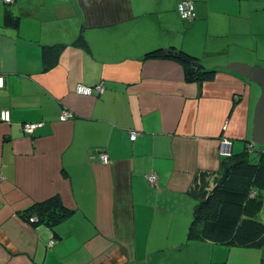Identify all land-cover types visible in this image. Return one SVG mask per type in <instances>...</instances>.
Returning a JSON list of instances; mask_svg holds the SVG:
<instances>
[{
	"label": "crops",
	"instance_id": "1",
	"mask_svg": "<svg viewBox=\"0 0 264 264\" xmlns=\"http://www.w3.org/2000/svg\"><path fill=\"white\" fill-rule=\"evenodd\" d=\"M181 1L0 0V264H264V247L188 240L194 176L219 169L221 136L233 153L251 141L260 88L221 67H264V0H189L193 21ZM157 49L213 79L145 58ZM55 196L69 211L57 224L21 216Z\"/></svg>",
	"mask_w": 264,
	"mask_h": 264
},
{
	"label": "trees",
	"instance_id": "2",
	"mask_svg": "<svg viewBox=\"0 0 264 264\" xmlns=\"http://www.w3.org/2000/svg\"><path fill=\"white\" fill-rule=\"evenodd\" d=\"M6 24L14 23L7 16ZM173 57L185 66L187 79L211 80L215 70L200 71L192 66L190 55L178 51L157 49L145 58ZM245 143L243 150L223 158L217 171L198 172L188 194L194 201L188 240H205L214 244L234 247H264V222L259 218L264 206V149L255 147L250 152ZM254 192V197L250 194ZM35 215L38 222L51 226L69 215L59 197L34 203L21 216Z\"/></svg>",
	"mask_w": 264,
	"mask_h": 264
},
{
	"label": "built area",
	"instance_id": "3",
	"mask_svg": "<svg viewBox=\"0 0 264 264\" xmlns=\"http://www.w3.org/2000/svg\"><path fill=\"white\" fill-rule=\"evenodd\" d=\"M11 0H5L6 3H9ZM177 12L182 20L186 21H193L196 18V13H195V8L194 4L192 1L189 0H184L178 3L177 5ZM3 87V78L0 77V89ZM75 92L79 95H101L104 92V86L102 83H98L93 86H86V85H81L78 84L76 86ZM71 117V114L64 110L62 113L59 115V120L60 121H66L68 118ZM0 120L4 123H9L10 120V114L8 110H2L0 112ZM44 124L43 123H23L21 124V130L26 133L27 135H31L36 129L41 128ZM227 127V122H225L222 126V130H225ZM138 132L136 131H130L129 138L130 141H134L137 139ZM256 145L252 142L248 144V149L250 152L254 151ZM218 154L222 158L230 157L232 155V141L226 137V136H221L218 140ZM97 158L101 163H108L109 159L107 155L103 152H99L97 154ZM0 179H2V176H0ZM147 183L149 186H156L157 183V178L155 174H149L146 177ZM255 193L252 192L250 194V197H254ZM37 219L36 217H30L29 221L30 222H35ZM54 243V241H50L48 243V246H51Z\"/></svg>",
	"mask_w": 264,
	"mask_h": 264
},
{
	"label": "water",
	"instance_id": "4",
	"mask_svg": "<svg viewBox=\"0 0 264 264\" xmlns=\"http://www.w3.org/2000/svg\"><path fill=\"white\" fill-rule=\"evenodd\" d=\"M192 66L200 71L207 70L197 61L192 62ZM223 70L237 73L249 83H254L260 88V95L256 101L253 112V129L251 141L256 146H264V67L259 65H247L240 62H232L221 67Z\"/></svg>",
	"mask_w": 264,
	"mask_h": 264
},
{
	"label": "rangeland",
	"instance_id": "5",
	"mask_svg": "<svg viewBox=\"0 0 264 264\" xmlns=\"http://www.w3.org/2000/svg\"><path fill=\"white\" fill-rule=\"evenodd\" d=\"M205 67V66H204ZM207 69V67H205ZM260 149H264V146H258ZM235 153H238L240 152V150L238 151L236 148H235ZM262 209H264V206H262ZM262 211V210H261Z\"/></svg>",
	"mask_w": 264,
	"mask_h": 264
}]
</instances>
